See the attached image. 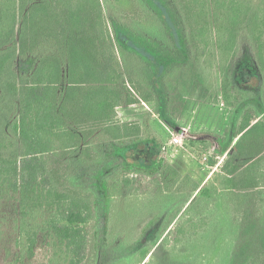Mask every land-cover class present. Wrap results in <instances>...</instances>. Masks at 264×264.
<instances>
[{
  "label": "trees",
  "instance_id": "16d2710c",
  "mask_svg": "<svg viewBox=\"0 0 264 264\" xmlns=\"http://www.w3.org/2000/svg\"><path fill=\"white\" fill-rule=\"evenodd\" d=\"M213 43L231 57L225 89L243 107L224 136L176 122ZM142 102L210 151L209 165L227 154L210 183L167 161L155 115L123 119ZM116 198L152 207L128 239L112 230ZM4 199L18 204L15 262L116 264L171 237L188 264H264V0H0Z\"/></svg>",
  "mask_w": 264,
  "mask_h": 264
},
{
  "label": "rangeland",
  "instance_id": "374dc122",
  "mask_svg": "<svg viewBox=\"0 0 264 264\" xmlns=\"http://www.w3.org/2000/svg\"><path fill=\"white\" fill-rule=\"evenodd\" d=\"M208 54V61L202 62L205 69L204 83L202 82L203 84L197 89L189 109L182 114L183 116L181 115V117L176 120L178 125L183 127L186 131H189L188 128H186L187 123L193 121V118L198 114L197 117H199L200 120H204L203 123H205L209 129L214 128L215 131L224 132L226 128L230 127V124L237 121L239 115L243 111L242 105L230 108L223 102L225 92L227 98L230 97L234 100L232 94L234 92L231 91V87L225 89V79L229 75L232 67L231 57L226 54V51L224 52L222 45L217 43H213ZM121 110L123 119L142 120L144 116H152V114L156 112V103L147 102L142 105L125 107ZM151 123L158 139L166 145L170 143L173 133H178L165 124L159 116L152 117ZM178 134L180 135V133ZM203 153L204 151L200 148L195 149L186 145L185 150H183L180 156L175 158L174 161L183 174L192 172L202 187L213 180L214 176L221 170V166L227 158L223 157V159H221V157H219L217 161L220 164L218 163L216 168H212L213 166L208 167L209 164L207 165L204 163L203 157H201ZM210 155L209 153V157ZM123 198H116L115 202H113L114 213L112 217V230L114 235L118 238L128 239V236L132 233L134 234L138 227L137 223L139 217L136 218L137 210L141 209L145 211L152 207L149 206V204L142 203L135 199L124 200ZM194 203L193 199L185 206L170 228H176L182 222L187 221L190 212L194 211ZM17 205V202L13 203L11 200L6 201L4 199L0 202V264H23L21 260L15 262L22 253L20 247L16 245L15 240L17 234V220L15 218ZM10 215L11 218H7ZM166 235L167 233L163 238H165ZM170 239L171 237L166 239L162 245L155 247L146 258L136 253L116 264H188L187 259L190 257V252H184L180 246H178L181 245V242H178L179 240L172 242ZM43 253L44 248L42 247L38 252L39 261L43 259ZM211 262H214V260Z\"/></svg>",
  "mask_w": 264,
  "mask_h": 264
},
{
  "label": "crops",
  "instance_id": "0c3cea01",
  "mask_svg": "<svg viewBox=\"0 0 264 264\" xmlns=\"http://www.w3.org/2000/svg\"><path fill=\"white\" fill-rule=\"evenodd\" d=\"M236 94V93H235ZM234 97V96H233ZM193 100V99H192ZM227 101L228 102H226L225 100L223 101L224 103H225V105H227L228 107H230V108H232V107H235V105L236 104H234V100H232L230 97L227 99ZM192 102V101H191ZM191 102H190V104H191ZM146 102H142V103H139V104H134V105H130V106H136V105H142V104H145ZM242 105V104H241ZM238 106V105H237ZM236 106V107H237ZM189 107H190V105H189ZM189 107H188V109H189ZM188 109H186L184 112H183V114L188 110ZM194 112V111H193ZM199 113V112H198ZM153 115H155L154 113H153ZM241 115H242V113L239 115V117H238V119H237V121L236 122H234V123H232V124H230V127H228V128H226V130L224 131V132H219V131H215V129L214 128H211V129H209L207 126H206V124L205 123H203V121L204 120H200V118L199 117H197L198 116V114L195 116V118H193V121H191L190 123H187V127L186 128H188V130H189V132L190 133H203V132H212V133H216V134H219V135H222V136H224V135H226V133H227V131L229 130V129H232L233 128V126L240 120V117H241ZM156 116V115H155ZM183 116V115H182ZM181 117V116H180ZM179 117V118H180ZM178 118V119H179ZM177 119V120H178ZM190 120V119H189ZM187 121H188V119H187ZM205 126V127H204ZM181 127V126H180ZM181 128H183V127H181ZM184 129V128H183ZM176 134H178V133H176ZM181 135V134H180ZM182 137H183V135H181ZM183 140H184V147H178L177 148V150L173 153V155H171V156H169V154H167L166 155V159H167V161L169 162V163H171L173 166H175L178 170H179V167L177 166V164H175L174 163V161H175V158H178L179 156H180V153L181 152H183V150H185V147H186V145H187V143H186V141H185V138L183 137ZM168 146V145H167ZM189 147V146H188ZM209 153L211 154V152L210 151H208V152H205L204 151V153L202 154V156L201 157H203V160H204V156L205 155H207V161L206 160H204V163L205 164H207L208 165V160H209ZM219 157H221V159H223V157H227V154H225V155H223V156H218V158ZM218 161H217V163L215 164V165H209L208 167H212V168H216L217 167V165H218ZM220 164V163H219ZM180 171V170H179ZM181 172V171H180ZM182 173V172H181ZM183 174V173H182ZM183 175H186V174H183ZM188 175H191L198 183H199V181L197 180V178L192 174V172H190ZM199 185H200V188H202V186H201V184L199 183Z\"/></svg>",
  "mask_w": 264,
  "mask_h": 264
},
{
  "label": "built area",
  "instance_id": "2783aa9c",
  "mask_svg": "<svg viewBox=\"0 0 264 264\" xmlns=\"http://www.w3.org/2000/svg\"><path fill=\"white\" fill-rule=\"evenodd\" d=\"M178 147H184L183 137L179 134L173 133L171 141L167 146V154H169V156L173 155V153L177 150ZM207 158V155H205L204 160H206Z\"/></svg>",
  "mask_w": 264,
  "mask_h": 264
}]
</instances>
